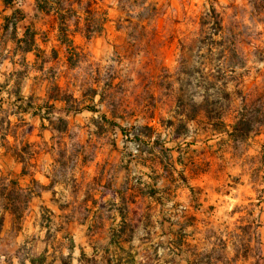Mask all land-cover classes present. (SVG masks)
<instances>
[{
  "label": "rangeland",
  "instance_id": "374dc122",
  "mask_svg": "<svg viewBox=\"0 0 264 264\" xmlns=\"http://www.w3.org/2000/svg\"><path fill=\"white\" fill-rule=\"evenodd\" d=\"M8 3L5 7L0 0V82L8 79L0 91V118L17 122L27 102L18 99V90L33 99L30 111L40 107L41 116L49 105L53 109L48 116L51 123L44 119L41 125L31 112L23 117L27 127L12 130L0 123V134H8L0 136V156L6 160H0L1 172L15 177L25 167L35 195L44 188L41 184L57 185L60 208H69L77 219L84 218V206L67 207L64 200L70 204L93 194L110 200L115 191L127 190L136 197L130 217L137 228L133 243L141 246L143 263H152V247L168 246L182 224L188 225L183 234L192 249L184 247L174 256L164 249L160 257L176 264L206 262L212 243L218 238L225 241L226 233L253 209L248 219L258 227L262 246L254 258L247 262L240 258L237 264H264V131L236 146L224 133L202 134L201 123L191 124L185 139L174 135L183 133L177 113L202 99V78L218 83L207 76L212 70H225L228 81L208 93L210 108L227 109L221 89L231 96V111L242 100L254 107L257 96L264 94V0H69L63 4V15L71 33L70 47L57 40L56 16L40 12L35 0ZM142 4L154 5L156 11L145 14ZM211 6L221 15L218 35L199 27L203 11ZM14 11L20 22L12 34L1 25L3 17ZM24 33L34 34L44 51L41 64L39 59L33 65V54L24 61L20 52L13 54L14 37ZM220 44L233 49L242 64L237 57H229L225 65L216 60ZM54 85L65 102L49 100L56 93ZM233 115H227L226 124L234 123ZM155 161L159 165L151 164ZM192 161L201 167L205 161L211 165L195 176L187 168ZM166 171H172L173 182L164 177ZM150 188L157 189L161 204L144 198ZM37 204L35 199L32 206ZM19 225L4 215L0 264L8 262L17 247L26 248L33 241L28 236L20 239ZM77 241L85 245L80 235ZM226 247L222 253H212L223 258L216 264L233 257L230 242ZM24 252L16 255L22 257Z\"/></svg>",
  "mask_w": 264,
  "mask_h": 264
},
{
  "label": "trees",
  "instance_id": "16d2710c",
  "mask_svg": "<svg viewBox=\"0 0 264 264\" xmlns=\"http://www.w3.org/2000/svg\"><path fill=\"white\" fill-rule=\"evenodd\" d=\"M52 1V3H50ZM8 2L10 0H3V4L5 7L8 6ZM36 2V7L40 12L44 13H53L56 18L58 19V33H57V40L59 43L62 45H65L66 47H70V44H72V41L70 39L71 33L69 31V27L67 26V21L64 18L63 13L66 12V9L63 7L64 3H69V0H40V5L37 3L38 1L35 0ZM94 3V2H92ZM141 10L147 14L150 13L152 10L153 12L156 11L154 5H148L144 6L143 4L141 5ZM95 13L94 11H92ZM17 11H14L10 16H5L3 17V24L1 25V28L3 31L7 32L8 30L11 29V33L14 34L16 31V26L20 22V19L16 17ZM220 13L216 11L214 7L206 8L203 11L202 19L199 21V27L200 29H207L211 30L212 35H218L219 32H221V23H220ZM107 22V20H106ZM104 24H100L99 28L103 29ZM97 31H92L91 34H96ZM215 33V34H214ZM87 38H90V34L86 36ZM14 43H15V54L16 52H20V54L24 57L26 54H33L34 56V62L33 65L38 64L39 59H40V64L42 63V55L44 54L43 50H39L38 45L36 43L35 35H30L27 36V34L24 33V35L21 38H16L14 37ZM211 52V51H210ZM229 57H238L237 53L233 50L230 49L229 47H225L223 44H220V51L217 54L216 60H218L220 63L225 65V63L228 61ZM206 59L210 60V56L206 55ZM240 60V59H239ZM44 62V61H43ZM68 63L70 65L73 64L71 62V59L68 58ZM240 64L241 60H240ZM27 66V64L25 65ZM40 71V67L38 69ZM212 72V75H211ZM210 72V75H207L208 77L213 78L215 81H217L219 86L221 87L226 84L228 81L225 70L222 68H218L217 71L212 70ZM23 78L28 76L27 72H23ZM36 79H40V77H37ZM42 79V78H41ZM8 84V79H6L3 83L0 84V91L2 90L3 87H5ZM199 87L202 89V99L200 103H195L194 101H191L190 107L187 109H182L177 113V117H180L178 119V123L181 125V128L183 129V133H177L174 132L175 137L185 139V137L188 135L190 132L189 126L193 123H201V132L202 134L206 133H211V134H220L224 133L228 136V140L232 142L233 146H236L238 143H242L250 138V135H259L261 134L262 131H264V94H260L257 96L255 100L254 107L249 108L246 104V101L242 100L241 105L238 106L237 109H234L231 111V96L230 94L225 90L221 89L220 91L225 95L224 100L227 102L228 106L227 109L224 110L222 108H210L208 106V93L214 89L216 83H210L207 79L206 76L202 78L201 82L199 83ZM203 85V86H202ZM53 89L55 90V95H52L49 97L50 101H59V102H65V99L62 97V91L59 87L54 85ZM58 94V95H57ZM16 96L18 99L24 100L26 102V105L20 110L18 113L20 117L16 119V123L12 124L9 119L6 117H1L0 122L6 123L7 128L10 129L13 128H20V127H27L29 124L24 120V115L25 114H30L31 116H38L39 121L41 122V125H43L44 119L50 122V118L48 116L51 115L53 107L51 105L48 106L49 110L45 111L41 116H40V107L36 109V111H30L31 106H33V99L31 97H23L21 95L20 90L16 92ZM70 112V111H67ZM234 114L232 119H233V124H226L225 119L228 114ZM1 114V113H0ZM14 114V113H13ZM58 122L62 124H66V122L62 119H56ZM169 127H173L174 122L169 121ZM204 126V127H203ZM7 132H5L2 137L6 138ZM12 137L14 140H16L15 136L13 135L12 132ZM26 146L30 145V143H25ZM20 163H23V159L20 156H16ZM193 163H190V165L187 166L188 170L192 175H198L199 173H206L209 168H210V161H205L204 165L201 167V165H197L194 163L195 161H192ZM24 164V163H23ZM151 164H156L159 165L157 161ZM174 166V163L172 165V168ZM174 170V169H173ZM172 171H166L164 173V177L169 181L173 182V175ZM19 178H24L27 176V171L26 168L23 167L22 170L20 171V174L18 175ZM184 178V177H183ZM185 180V179H184ZM157 184V181H154V185ZM187 184V183H186ZM156 192L157 189L150 188L149 192L144 196V198H149L151 201L155 204H161L160 200L156 197ZM119 198L121 201V207L119 208V214L122 219V225L123 219H125V216L128 215L131 211V205L136 203V197H134L132 194H129L127 190L124 191H118ZM35 196V194L28 188V187H22L18 178H12L10 177L9 174H4L1 172L0 169V235L3 229V222H4V215L8 214L10 215L13 219L18 220L19 224L26 213L28 207H29V202L32 199V197ZM254 206V205H250ZM243 209V208H242ZM251 209V208H250ZM246 210V207L244 208ZM236 211V210H235ZM253 212V209L248 210L246 213V216L242 217L238 222L240 224L235 225V227L226 233L227 239L225 241H222L220 238L216 239V243L213 244L212 250L209 252V254L206 255L207 261L203 263H198V262H191L189 260L186 261V264H216V262L222 261L223 258L217 256L213 257L212 253L214 252H219L222 253L224 252V249H226V244L227 242H230V245L234 251L233 257L230 259L226 260V264H237L239 259L241 258L243 261H248L249 258H254V255L256 254L257 251H260V248L262 246V243L260 242V239L258 237V231L256 226L253 225L254 221L249 220L248 218L251 217V213ZM150 218V216H148ZM192 220V217L189 218ZM47 221L46 224H48L50 221L45 219ZM244 223V224H242ZM187 224H182L181 228L179 231L183 232L187 228ZM215 234L213 233V236ZM257 235V236H256ZM122 236V234H121ZM123 238V237H122ZM121 240V237H118V235L114 238H112V241H114L116 244H119ZM132 238H123V242H131ZM69 246L67 249L69 250V255L67 258H70V253L72 252L74 248V243L72 239L69 238ZM170 246H162V245H157L153 247V258L155 261L159 262L161 261V257L158 255V251L161 249L164 251V249L167 250L168 254L171 256L176 255L178 252H182V249L184 247L188 249H192L191 246L186 243L185 241V236L184 234L178 235L172 241L169 242ZM120 246V244H119ZM120 250H122L121 247H118ZM195 247H193V250ZM22 251L24 252V255L20 257L19 259V264H23L24 259H28L30 264H43L44 263V258L38 257H29L28 250L26 248H20L18 250V253H21ZM125 252V257L119 258L117 260V264H144L142 262H137L139 255L137 252L132 253V247H129ZM195 251V250H194ZM259 254V253H258ZM257 254V258H259V255ZM210 255V256H209ZM90 260V259H89ZM79 262L82 264L86 262V257L84 254L81 252L80 253V258L78 259ZM90 262V261H89ZM111 260L108 261V264H110ZM225 262V261H224ZM162 263L164 264H176L174 263L173 259L170 260H165L162 259ZM62 264H65V262ZM251 264H258V261H254Z\"/></svg>",
  "mask_w": 264,
  "mask_h": 264
},
{
  "label": "crops",
  "instance_id": "0c3cea01",
  "mask_svg": "<svg viewBox=\"0 0 264 264\" xmlns=\"http://www.w3.org/2000/svg\"><path fill=\"white\" fill-rule=\"evenodd\" d=\"M27 55L29 54L25 56ZM4 81L0 82V84ZM6 86H8V84ZM6 86L2 89H5ZM0 136H2V134H0ZM38 137L40 138V135H38ZM1 159L6 161L4 156H0V160ZM17 161L19 160L17 159ZM7 174L12 177L10 173ZM19 174L20 172L18 171L14 174L15 177L12 178H18L22 187L29 188L27 183L28 177L19 178ZM41 185H43L44 188L30 200L29 207L20 222L18 230L21 240L27 236L33 239V241L29 242L30 245L26 244L29 257H43L45 260L43 264H62V262H65V264H82L78 261L80 253L82 252L86 257V262L83 264H108L110 260V264H117L119 258L125 257V252L123 250L126 251L129 247H132V253L137 252L139 255L137 262L143 263L141 246H135L133 243L137 228L134 227V221L131 219L132 217H130L131 211L125 216V219H123L124 224L122 225V219L119 214L121 201L118 191H115L116 197H112L110 200H105L104 196L100 197L95 194L87 196L83 200L73 201L70 204L68 199L64 200L62 203L67 207L77 204L84 206V211L86 210L84 218L77 219L75 217L76 214H71V211L68 210L69 208H67V210L65 208H60L61 205H59L58 200L55 199L57 194L55 188L57 185H50L49 182ZM64 191H66L65 188L60 192L61 196L64 194ZM35 199L38 201L36 208L32 206V202ZM47 218L50 221L48 224H46L47 221L45 220ZM55 219L56 221L58 220L57 223H55ZM181 226L182 225H180V228ZM178 232L179 235H181L185 230L183 232ZM79 235L83 237L85 245L77 241V236ZM117 235L121 237L122 240V242L118 240L120 241V246L112 241V238ZM174 236L177 237V233ZM122 237H131L132 241L129 243L123 242ZM69 238L72 239L74 248L68 259L69 250L67 247L70 244ZM170 241H172V239H170ZM170 241H168V246H170ZM64 242H67V244ZM155 246H157V244L153 247ZM118 247H121L122 250ZM19 248L20 246L10 254L11 257L5 264H19L20 254L16 255V251H18ZM160 251L163 252V250L160 249L158 251L159 256H161ZM151 258L152 263L144 264L162 263V258L159 262L154 260L153 249ZM23 264H30V262L28 259H24Z\"/></svg>",
  "mask_w": 264,
  "mask_h": 264
}]
</instances>
